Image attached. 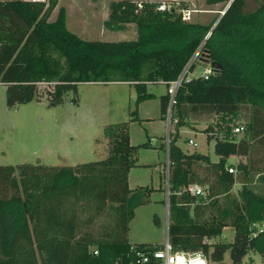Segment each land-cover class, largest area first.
<instances>
[{
  "label": "trees",
  "instance_id": "trees-1",
  "mask_svg": "<svg viewBox=\"0 0 264 264\" xmlns=\"http://www.w3.org/2000/svg\"><path fill=\"white\" fill-rule=\"evenodd\" d=\"M57 1L0 0L5 105L42 96L56 105L65 90L84 82L130 83L137 104L152 97L145 83L162 82L166 88L201 44L219 66L207 78L180 82L173 96L175 126L239 113L247 119L246 134L220 137L208 123L203 131L214 140L217 156L211 161L207 154L182 151L174 133L166 152L167 240L173 251L200 252L214 264H225V252L230 264H240L249 250L264 263V230L252 227L264 222V193L254 186L264 183V0L250 10L245 0H204L223 4L212 27L182 20L173 8L157 10L156 1H111L105 28L133 23L135 29L133 38L117 41L78 37L66 28L61 6L48 20ZM167 101L166 92L158 96L160 116ZM104 132L109 147L98 160L0 165V264H129L130 245L160 247L126 241L133 209L149 189L133 191L127 185L135 146L126 124H110ZM230 155L245 157L235 172L227 170ZM195 161L205 163L206 176H197ZM197 184L204 186L202 196L190 192ZM227 226L231 241H211Z\"/></svg>",
  "mask_w": 264,
  "mask_h": 264
},
{
  "label": "rangeland",
  "instance_id": "rangeland-1",
  "mask_svg": "<svg viewBox=\"0 0 264 264\" xmlns=\"http://www.w3.org/2000/svg\"><path fill=\"white\" fill-rule=\"evenodd\" d=\"M115 0H75L70 4L75 9L68 14L66 28L78 37L87 40L117 41L133 38V23H127L122 31L105 29L108 4ZM142 1V0H132ZM158 4L169 3L175 8L187 11V20L202 24L215 23L219 17L222 3L206 5L204 0H148ZM61 0L50 13L49 19L56 15L58 7H66ZM245 9L256 7L259 0H245ZM63 5V6H62ZM218 15V16H217ZM79 20V21H78ZM81 22V23H80ZM86 32H81L82 29ZM104 30L101 32L99 30ZM209 32L204 36L206 38ZM4 85L0 83V165L16 166L24 163L47 166L74 165L98 160L107 154L109 142L105 128L114 123H125L129 143L135 146V165L127 173V185L133 191L148 188V194L133 209L128 222L126 241L128 243H162L165 237L166 207V122L164 114H159L158 96L165 92V85L158 82L145 84V91L152 97L135 104V89L127 82L77 83L74 91L65 90L61 101L48 105L44 96L29 102L6 106ZM135 110V114L132 111ZM174 115V114H173ZM175 116V115H174ZM247 120V119H246ZM246 120L243 115L217 114L208 121L188 122L173 126L176 145L184 152L207 154L211 161L217 156L213 153V139H206L203 131L212 124L220 137L235 138L246 134ZM189 124H193L190 126ZM243 126L242 133L232 134L234 126ZM191 139L195 146L187 143ZM146 144V145H145ZM245 161L244 156H229L226 164L235 172V164ZM193 164L198 177L206 176V165L202 161ZM203 191L204 186L197 184ZM255 189L264 193V183L255 182ZM238 187L234 184L232 189ZM202 196V195H198ZM254 231L264 230V222L252 225ZM232 227L222 229L219 236L211 241L229 242L232 240ZM207 264H214L206 257ZM225 264H230L227 252L223 255ZM240 264H264L256 250H249Z\"/></svg>",
  "mask_w": 264,
  "mask_h": 264
},
{
  "label": "built area",
  "instance_id": "built-area-1",
  "mask_svg": "<svg viewBox=\"0 0 264 264\" xmlns=\"http://www.w3.org/2000/svg\"><path fill=\"white\" fill-rule=\"evenodd\" d=\"M157 10H170L174 9L176 13H180L181 19L182 20H187V11L186 9L183 8H175L169 3H160L157 5ZM203 50L201 49V44L197 47V49L192 53L190 58L187 60V62L184 64L182 69L180 70L179 74L176 76L175 79L170 80L166 83V88L165 92L168 95V101H167V106L165 108L164 112V119L166 122V151L168 147V142L171 139V133L174 132V128H172L176 122L177 118L174 116V111H173V96L174 93L179 86L180 82L183 79H187L188 77L192 76V71H190V66L193 64L194 61L200 56L201 52ZM195 67V65H194ZM202 76L203 78H207L206 75H198ZM244 130V127L239 125V126H234L231 130L232 134H238L242 133ZM187 143L195 146V143L191 140L188 139ZM229 172H232L230 168L227 169ZM167 172H168V164L167 161L165 163V174H166V185H167ZM190 192H192L195 195H201L202 190L199 186H193L190 187ZM167 187L165 189V196H166V201H165V207H166V218H167ZM92 255L97 254V250L95 248H91L90 250ZM129 254H130V262L129 264H207L206 258L203 254L200 252H189V251H173L171 249V246L167 240V236L165 234L164 240L161 243L160 247L158 248H139L136 245H130L129 246Z\"/></svg>",
  "mask_w": 264,
  "mask_h": 264
},
{
  "label": "water",
  "instance_id": "water-1",
  "mask_svg": "<svg viewBox=\"0 0 264 264\" xmlns=\"http://www.w3.org/2000/svg\"><path fill=\"white\" fill-rule=\"evenodd\" d=\"M222 14V11L220 12ZM194 71L192 72V77L198 75H213L216 74L217 67L219 64L215 61H210L208 58V53L203 50L200 56L194 61Z\"/></svg>",
  "mask_w": 264,
  "mask_h": 264
},
{
  "label": "crops",
  "instance_id": "crops-1",
  "mask_svg": "<svg viewBox=\"0 0 264 264\" xmlns=\"http://www.w3.org/2000/svg\"><path fill=\"white\" fill-rule=\"evenodd\" d=\"M61 0H58L57 1V4L60 2ZM74 1L75 0H65V2H63V3H66L67 4V6L66 7H64L63 9H64V23L67 25L68 23H70L69 22V16H75V22H76V14H68V12L70 11V10H73V9H75L74 7H72L70 4H72V3H74ZM63 6V5H62ZM56 7V6H55ZM54 7V8H55ZM49 17H50V15H49ZM49 17H48V20H53V19H49ZM79 21V20H78ZM81 23V22H80ZM103 25H104V22H103ZM105 27V26H104ZM84 28V27H83ZM106 29V28H105ZM120 32L122 31V29H118ZM99 31H101V32H105L103 29L101 30H99ZM107 31H111V30H109V29H107ZM81 32H86V30H85V28L84 29H82L81 30ZM132 35H133V37H134V35H135V30H133V33H132ZM132 38V37H131ZM130 38V39H131ZM83 39V38H82ZM151 83H153V82H151ZM158 83H162V82H158ZM130 84V83H129ZM145 84H150V83H145ZM163 84V83H162ZM217 132V131H216ZM217 135H220V133H217ZM167 152V151H166ZM231 156V155H230ZM233 156H235V155H233ZM217 159V158H216ZM215 161V160H214ZM244 162V161H243ZM193 187V186H192ZM202 195V194H201ZM165 234H166V224H165ZM148 244H161V243H148Z\"/></svg>",
  "mask_w": 264,
  "mask_h": 264
}]
</instances>
